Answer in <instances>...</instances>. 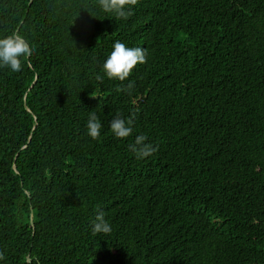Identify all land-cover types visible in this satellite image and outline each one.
<instances>
[{
  "label": "trees",
  "instance_id": "1",
  "mask_svg": "<svg viewBox=\"0 0 264 264\" xmlns=\"http://www.w3.org/2000/svg\"><path fill=\"white\" fill-rule=\"evenodd\" d=\"M130 11L0 0V38L33 49L0 67V264H264V0ZM116 41L148 53L123 82L103 71ZM138 135L152 156L129 150ZM98 211L110 234L92 233Z\"/></svg>",
  "mask_w": 264,
  "mask_h": 264
},
{
  "label": "clouds",
  "instance_id": "2",
  "mask_svg": "<svg viewBox=\"0 0 264 264\" xmlns=\"http://www.w3.org/2000/svg\"><path fill=\"white\" fill-rule=\"evenodd\" d=\"M101 9L106 13H112L117 19H127L131 15L130 9L138 4V0H97ZM33 54L29 42L19 33H12L4 38H0V67L9 68L12 72L22 71L25 62ZM148 53L146 49L140 47H127L124 43L116 41L113 50L103 64V71L107 78L119 80L121 82L128 79L137 65L147 62ZM104 77L97 75L96 80L103 82ZM133 84L129 82L127 89H132ZM124 90V89H118ZM92 97H96L92 95ZM133 118H122L117 113L110 122V129L118 139H126L132 135ZM102 123L95 112L89 113L87 121V134L92 139H98L101 135ZM146 135H138L134 143L129 145V150L136 159H144L152 156L157 150L151 143H147ZM112 227L105 219V213L98 211L95 220L92 222V233L110 234ZM4 259L3 252H0V260ZM27 260V257H26Z\"/></svg>",
  "mask_w": 264,
  "mask_h": 264
}]
</instances>
